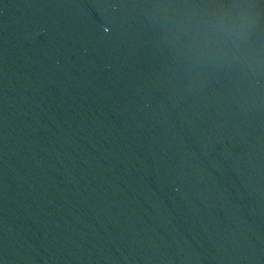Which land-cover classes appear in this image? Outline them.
Segmentation results:
<instances>
[{
  "label": "water",
  "instance_id": "1",
  "mask_svg": "<svg viewBox=\"0 0 264 264\" xmlns=\"http://www.w3.org/2000/svg\"><path fill=\"white\" fill-rule=\"evenodd\" d=\"M0 264H264V0H0Z\"/></svg>",
  "mask_w": 264,
  "mask_h": 264
}]
</instances>
